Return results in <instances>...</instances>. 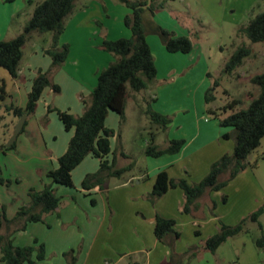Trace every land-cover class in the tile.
<instances>
[{
  "label": "rangeland",
  "instance_id": "obj_1",
  "mask_svg": "<svg viewBox=\"0 0 264 264\" xmlns=\"http://www.w3.org/2000/svg\"><path fill=\"white\" fill-rule=\"evenodd\" d=\"M34 1L32 4L27 2L9 19L7 12H11V9H17L19 5H14L13 8L10 7L12 3H4L0 0V37L6 39L23 30L31 17L29 12L35 7V3L42 0ZM131 1L145 2L143 18L148 41L155 56L158 75L148 88L141 91H134L128 84L124 116L116 111L109 113L108 118L112 117L109 120L107 118L106 126L113 130V135L110 137L112 145L110 160L116 168H123L128 165H132V168L121 176L108 177L103 189L96 186L99 192L92 194L93 198L99 197L100 189L104 191L106 198L110 194L111 200L117 203L114 204L115 208L124 215H127L130 207L131 209L134 207L128 202V190L146 191L152 176L154 184L158 172L162 170L161 165L168 158H171V155L160 157L147 155L146 149L150 144L152 134L155 135L154 143L160 147H165L170 140V135L176 134L178 137L186 139L194 136L200 127L202 128L203 135L192 143V149L187 154L195 152L177 164L173 170L176 175H181L190 183L199 182L210 171L211 165L214 163L211 162L212 159H216L220 153L222 154L217 160L224 154H231L235 146L234 137H225V134L232 128L221 126L219 120L209 110L215 109L233 98L242 101L237 106L238 109L247 107L251 97L259 93V88L252 83L251 79L255 74L264 71V42H252L244 34L238 33L241 26L247 25L251 18L264 11V0ZM85 9L88 11H84ZM74 10L75 14H80L79 17L81 16L83 19V24L81 27H76V23H72L64 37L71 43L69 45L70 54L66 60L68 65L65 71H61L65 64L59 66L46 65V59H52L46 53V49L52 45V32H35L25 45V54L22 58V66L28 65L30 67L28 73L32 75L29 77H34L42 69L49 72L53 81L57 77L58 80L65 82L66 78L64 79L63 72L66 76L69 72L73 71L74 73L75 64L78 59H81L82 65L80 64L81 66L76 68L75 72L80 70L82 74L73 75L78 77V82H83L87 86L92 82L93 71L96 72V69L93 70L92 68L99 52L98 48L92 46V49L96 51L91 53L87 51V55H85V48L91 46L89 40L96 43L99 39H104L108 31L111 38L122 37L126 32L129 36L131 35V29L126 25L125 17L133 9L121 0H77ZM92 15L94 16L92 17ZM89 17L96 19L94 22L88 21ZM70 18L69 16L68 20ZM8 22L10 23L8 24ZM7 25L9 30L6 31ZM159 26L173 31L176 35L190 36L194 43L193 51L191 53L169 52L157 31ZM243 44L252 49L251 55L233 72H227L225 66L227 60ZM99 48H101L100 51L103 50L102 47ZM35 51L39 52L38 55L34 53ZM113 57L115 60V56ZM0 77L1 85L4 82L14 81L11 74L1 66ZM215 82L219 83L215 84ZM49 89L51 94L39 100L35 111V113L38 112L37 115L43 127L48 125L50 113L59 120L57 112L55 110L50 111V108L54 107L55 99L64 100L59 92H55L52 87ZM207 95L215 96V98L208 103L206 101ZM0 103H2L0 105L1 175L12 180L10 185H3L0 188L7 190V186H10L12 192L22 191L28 189V185L33 183L34 177L24 163L17 162L13 157L16 153L15 148L3 149V146H8L11 138L6 141V137L2 133L4 124L15 120L14 134L21 117L19 118L7 110V107L12 105L10 96L0 98ZM149 109L166 114L172 119L166 129L151 121L147 114ZM35 113L30 116H34ZM206 127L205 136L206 130L204 128ZM63 128L67 134L73 133V130ZM214 128L220 131L214 132ZM216 134L218 135L216 136ZM5 152H9L7 154L10 155H5ZM25 153L27 152H23L22 155L24 156ZM89 159L100 164V160L96 157H89ZM246 163L247 167L234 178L229 179L228 184L223 189L208 191L202 197L200 211L196 217L192 216V220H185L184 223L179 220L178 228L181 232V238L177 244L188 253L181 255V257H174V264H179L180 261L184 264H264V247L257 244V240L264 235V214L260 217L263 228L257 222L249 221L241 233L228 238L214 252L205 248L206 240H203L215 231L216 227H220L221 222L230 225L237 224L264 203V137L261 145L249 154ZM85 164L83 162L74 169L73 174L76 175L75 177L73 175V186H60L58 188L60 195L64 197L65 190H78L87 193L89 196L88 193L96 188L94 187L90 191L85 190L82 182L88 173L97 172L100 166L97 169L88 167L86 170ZM81 172L84 173L83 176H81ZM132 176L135 178L130 182L129 187H124V182ZM222 178L228 179L229 173H224ZM45 179H49L47 174ZM153 184L151 183V187ZM0 197L2 199L1 194ZM224 197L227 199L225 200ZM146 200L148 202H145ZM145 201L143 202L147 203V207L150 209L154 207L155 202L153 200L145 199ZM214 203L216 204L215 208H213ZM213 217L215 219H212ZM120 220L115 225L114 231L109 232L108 228L105 231L108 235L104 239L107 243L106 253L111 257L122 256L125 252L138 246L135 244L136 235L132 236L127 231V218H120ZM2 231H5V227ZM199 231L202 234H199ZM143 242L139 246L147 247V251L153 249V254L157 251L153 248L154 246L146 234ZM194 251H196L195 254H193ZM80 254L81 245L77 248V260L74 264H77ZM147 256L146 252L127 255L124 256V263L139 261V264H148ZM65 260H67V264H71L68 256H65Z\"/></svg>",
  "mask_w": 264,
  "mask_h": 264
},
{
  "label": "trees",
  "instance_id": "obj_2",
  "mask_svg": "<svg viewBox=\"0 0 264 264\" xmlns=\"http://www.w3.org/2000/svg\"><path fill=\"white\" fill-rule=\"evenodd\" d=\"M2 1L13 3L16 0ZM121 1L133 9L125 17V23L131 29V35L103 40L101 47L115 56V60L99 73L98 82L91 97L82 99L84 112L82 115H75L68 110L50 108V111L57 112L67 130L75 129L67 151L58 159V167L47 173L51 183L46 184L41 190L31 188L29 202L21 206L12 218L7 216L4 207L0 208V264H38L46 258L44 243L35 239L31 245L20 246L14 243L12 235L17 231L25 230L31 222L44 221L47 214L58 208L61 197L57 194L55 185L73 186V171L87 156L92 155L100 160L99 170L95 173H88L82 182L83 188L88 191L96 186L103 189L108 177L121 176L132 168V165L116 168L108 158L112 152L110 137L113 135V130L106 126V119L111 111L124 116L128 84L134 91L146 89L157 78L158 69L143 18L145 2ZM75 3L76 0L38 2L23 30L11 39L0 40V66L5 68L13 78H18L24 47L35 32H52V45L46 49V53L52 58V66L64 64L69 57L70 46L67 43H61L60 37L66 29V20L72 14ZM157 31L169 52L191 53L193 51L194 43L190 36L176 35L173 31L161 26L157 28ZM238 33L244 34L252 42H264V11L251 18L247 25L241 26ZM251 53L250 47L245 44L240 45L227 60L226 71L233 72ZM251 80L259 88V93L251 97L247 107L238 109L237 106L242 101L233 98L209 110L219 120L221 126L232 128L225 134V137L235 138L233 152L224 154L215 161L205 177L195 183H190L186 178H172L166 169L160 170L150 194L151 200H157L171 188L180 187L186 198L183 212L191 213L199 207L198 201L208 191L223 189L229 179L234 178L247 167L246 160L249 154L261 145L264 137V71L255 74ZM218 83L215 82V84ZM47 87H52L55 92L61 91L60 85L52 80L49 72L40 69L33 78L26 106L20 108L12 104L7 107V110L18 117L23 114L32 115ZM0 90L3 91L4 87L0 86ZM214 98L215 96L207 95L206 101L209 103ZM147 114L153 123L163 129H166L172 121L168 115L152 109H149ZM154 140L153 133L146 149L147 155L152 157L178 153L186 143L184 138L170 139L165 147H160L154 143ZM13 147L15 143L11 146L5 145L3 149ZM1 172L0 167V186L10 185L12 180L3 177ZM224 173H229L228 179L222 178ZM224 199L227 198L224 197ZM215 206L214 203L213 208ZM263 214L264 203L237 224L230 225L221 222L219 231L206 239L205 248L216 251L228 238L241 233L249 221L257 222L263 228L260 221ZM176 224L175 218L157 215L155 234L158 240L171 248L170 262L173 263L174 257L178 256L175 252V244L181 237ZM4 227L5 231H2ZM257 244L264 247V235L257 240ZM195 253L196 251L193 252ZM66 256L69 257L71 264L77 260L73 250L66 253ZM179 264L184 263L180 261Z\"/></svg>",
  "mask_w": 264,
  "mask_h": 264
},
{
  "label": "crops",
  "instance_id": "obj_3",
  "mask_svg": "<svg viewBox=\"0 0 264 264\" xmlns=\"http://www.w3.org/2000/svg\"><path fill=\"white\" fill-rule=\"evenodd\" d=\"M27 2L29 4H32L35 1L16 0L15 2H13L11 4L12 6L10 7L14 8V5H19V6L17 7V9H11L12 10L11 12L9 13L7 12L8 18L11 19L14 16V14H16V11L18 9L23 8V6H25ZM37 3H35V6ZM33 10L30 11L29 14L32 15ZM84 11L87 12L88 9H85ZM74 12L75 10H73L72 14L70 15L71 18L69 20L67 18L66 20V29L60 37L61 43H67L71 45V43L67 39H64V37L67 34V30L69 29L72 23L74 24L76 23V27H81L83 24V19L81 18V16L79 17L80 14L78 15L77 13L75 14ZM93 16L94 15H92V17ZM92 17H89V19L87 20L94 22V19L96 18L95 17L92 18ZM9 23L10 22H8V24ZM7 30H9L8 25L6 27V31ZM18 34L19 33H16V35ZM127 34L128 32L124 33V36H129V34L128 35ZM15 36L6 38V40L11 39ZM106 38L117 39L120 37L111 38L110 32L108 31L104 39ZM2 39L5 38L0 37V40ZM104 39L101 38L98 41H96V43L92 40H89L91 46L85 48L86 51L85 55H87V51H90V53L96 51L95 49H92V46L98 48L97 50L99 51L97 53V60L93 62L94 67L92 68L93 70L96 69V72L95 70L93 71L94 77H91L92 82H90L89 85L85 86L83 82H78L79 81L77 79L78 77H75L73 75L75 74L76 76H78L77 73H81L80 70H77V72H75L76 68L78 69L82 65L81 59H78V61L75 64L76 68L74 69V73L73 71L69 72L68 75L66 76L65 72H63L64 79L66 78L65 82H62V80L60 81L58 80L57 77H55L56 82L55 81L54 82L60 85L61 91L59 93L64 100L59 101L58 100L59 98L55 99V103H54L55 105L53 108H57L60 110H68L75 115H82V113L84 112V104L82 99L83 98L89 99L91 97V93L95 88V86L97 85L98 82L97 77L99 73L103 70V68H106L111 62L114 61V57L109 52H107L104 49L100 51L101 48L99 47H101V44ZM51 42H52V38H51ZM34 53L38 55L39 52L35 51ZM51 64H52V59L51 60L50 58L46 59V65L50 66ZM64 64L65 66L64 67L62 66L61 71H65V69L67 68L68 63L65 62ZM29 68L30 67L28 65L23 67L21 61L19 77L14 78L13 82H4V84L2 85L0 84V86L4 87L3 91L0 90V98L10 96L12 104L15 103L16 106L20 108H24L26 106L28 101V94L32 87L33 78L37 75L36 74L34 75V77L33 76L29 77L32 75L31 73L30 74L28 73ZM22 81H30V82H22ZM50 94H51V90L49 89V87H47L43 92L41 100ZM1 104L2 103H0V105ZM37 114L38 112H36L35 115L32 117L27 116L25 125L21 130V132L18 134L14 142L15 147H13L15 148L16 151L13 157L16 159L17 162L24 163L27 166V169H29L30 173L34 177L33 178L34 181L32 179L33 183H30V185H28L29 186L28 189L26 188L22 191L16 190L12 192L10 186H7V190H3V188H0V194L2 196V199L0 197V208L3 207L5 208L6 214L9 218L14 217L18 209L29 202V190L31 188H36L38 190H41L45 187L46 184L51 183V179L49 178L48 180H46L45 176L51 169L58 167V159L62 154H64L67 151L69 141L75 133V130L71 129L73 130V133L70 132L69 134H67L63 128L65 126H63L64 124L62 123L60 118L59 121L56 118V116L52 113L48 115L50 117L48 125H45L46 127H43L40 124V118ZM111 117L112 116H110V118ZM110 118H108V120ZM15 125H16L15 120H12L10 123L4 124V129L2 130V133L6 137V141L9 138H11L13 134V130L15 129ZM207 127L204 128V130H206L204 134L205 136L207 133ZM214 129H215L214 132H216L217 128ZM202 132L203 130L200 127L199 131L194 136L187 137L186 143L180 152L175 154H165V155H171V158H168V160L163 165H161L160 168L166 169L172 178H183L179 174L176 175L173 172V170L177 164L181 163L183 160H185L187 157H189L192 153L195 152L194 151L192 153L187 154V152L190 149H192L193 146L192 143L199 136L203 135ZM217 135L218 134H216V136ZM179 138L180 137H178L176 134L169 136V139H179ZM23 152H27V153H25V155L23 156L22 155ZM1 153H2V148L0 150V154ZM7 153L5 152V155H10ZM221 154L222 153H220L219 156H221ZM89 157H94V156L92 155L87 156L80 164H82L83 162L86 163L85 164L86 170L88 167L97 169L100 166V164H97V162L90 160ZM218 157H216V159H212L211 162H215ZM108 158L110 159V155ZM81 174H82L81 176H83L84 173L81 172ZM74 177H73V182H74ZM133 178L135 177L132 176L127 181H125L124 187H129V184L133 180ZM153 181L154 180L152 176L151 178L152 184ZM151 183L148 185L146 191L136 190V189L128 190L127 194L130 201L128 199L127 200L130 204H133L134 207H132V209L131 207L129 208L127 215H124L120 211H117V208H115L116 206L114 205L117 203H114V200H111L110 194H108L106 198V196L103 193L104 191H102V189H100L101 190L100 196L95 198L92 197V194L99 192V190H97L98 189L97 187L92 189L90 193H88L90 194L89 196H87V193H84L83 191L81 192L78 190L76 191L65 190V193H63L64 194L63 197V195H60L58 191V188L62 185H55L56 192L61 197V203L58 206V208L55 211L49 213L47 216H45L44 221L31 222L28 224L25 230L17 231L13 233L12 237L14 243L20 246L31 245L34 243L35 239H38L39 242L44 243L46 246V258L38 264H67L66 262L67 260H65L66 253L73 250L74 255H76L77 248L80 245H81V254L80 257L78 258L77 264H131L130 262L124 263V258H125L124 256L133 255L139 252L147 253L148 264H174L173 262H170V256L172 254V251L170 250L169 246L158 240L156 237L155 223H156L157 215H162L169 218H175L177 220L176 228L177 230H180L178 228V225L180 224L179 220H181V222L184 223L186 222L185 220H189V221L192 220L191 219L192 216L196 217L198 212L200 211V207H201L200 203L202 198H200V200L198 201L199 207L197 209H194L191 213H184L183 208L186 198L183 189L180 187L171 188L164 195H162L160 198L155 200L154 207L150 209L149 207H147L146 205L147 203L145 202L148 201L147 200L145 201V199L148 200L151 199L150 194L154 186L153 184V186L151 187ZM141 201L142 204H140ZM109 207L111 210L109 209ZM124 217L127 218V225H126L127 231H129L132 234V236L136 235L135 244H137L138 246L134 247V249H131L130 251L125 252L124 255L122 256H116V257L108 256L106 253L107 243L104 241V239H106L108 235L107 233H105V231H107V228L110 230V231L108 230L109 232L114 231L115 225L119 223L120 218H124ZM188 217L190 218L188 219ZM212 219L215 218L213 217ZM219 229L220 227H216L215 231L211 232L203 240H206L209 236L217 233ZM144 230L146 231L145 234L147 235V237L151 240V243L154 246L153 248L157 250L154 254H153V249L147 251V247H143L142 245L139 246V244L144 243L143 242V239L145 238ZM198 233L202 234V232L200 231ZM177 242L175 244V252L178 254V256L176 257H179V255L181 254L188 253V251H186L183 247H180L177 244ZM159 245H163V246H159ZM134 262L139 263V261H134Z\"/></svg>",
  "mask_w": 264,
  "mask_h": 264
},
{
  "label": "water",
  "instance_id": "obj_4",
  "mask_svg": "<svg viewBox=\"0 0 264 264\" xmlns=\"http://www.w3.org/2000/svg\"><path fill=\"white\" fill-rule=\"evenodd\" d=\"M26 119H27V115L26 114H23L21 116L20 123L17 125L16 130L14 131L13 136L11 137L10 141L8 142V146H11L15 142L18 134L21 132V130L23 129V127L25 125Z\"/></svg>",
  "mask_w": 264,
  "mask_h": 264
}]
</instances>
